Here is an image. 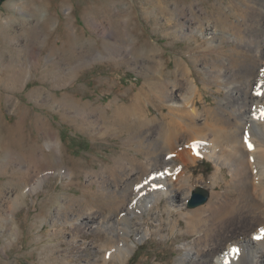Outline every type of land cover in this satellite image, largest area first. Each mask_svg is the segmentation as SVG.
I'll return each instance as SVG.
<instances>
[{
    "label": "bare ground",
    "instance_id": "bare-ground-1",
    "mask_svg": "<svg viewBox=\"0 0 264 264\" xmlns=\"http://www.w3.org/2000/svg\"><path fill=\"white\" fill-rule=\"evenodd\" d=\"M169 1H172L171 6ZM154 2L169 14L167 19L171 29L166 35L197 41L190 50L195 53H190L188 60L177 59L175 68L169 71L157 45L151 44L134 53L137 38L129 30L131 18L122 14L123 17L119 11L116 29L104 23L115 35L117 46L109 48L105 54L84 52L81 65L102 57L116 64L140 65L144 81L140 89L129 96V102L114 101L111 111L101 114L88 104L82 105L80 100L58 99L53 95L42 99L46 105L78 117L79 121L75 122L83 124L82 128L92 134L120 136L124 143L145 155L142 159L124 150L114 156L113 163L108 162L100 170L92 171L91 181L99 183L93 195L106 200L108 210L106 215L99 217L87 209L83 211L81 215L87 219L85 227L94 222L99 234L111 230L110 237L103 242L106 253L102 255V264H109L112 257L125 261L136 246L130 239L131 234H149V226L142 225L144 214L159 211L160 200L166 193H181L185 204L194 184H201L212 196L205 205H188L189 209L183 210L175 209L174 202H166L170 217L176 210L184 218L187 231L199 234L194 244L188 247L189 264H264V238H257L264 236L261 232L264 229V94H258L264 93V66L261 65L264 62V0H230L227 5L217 2L205 12L206 15H198L195 9L187 12L175 0ZM205 27L210 31L207 32L210 39L201 41L195 33L204 31ZM226 35L237 41L230 49L223 40ZM242 56L246 57V62H240ZM189 63L194 68L203 66L204 80L219 92L227 88L226 95L201 109L198 100L200 86ZM16 68L13 64L9 67L8 86L22 84L31 73L27 63H24V69H20L22 73ZM52 75L65 84L76 76L73 71H65L63 75L52 72ZM150 106L160 113L153 115ZM16 108H20L19 104ZM18 114L20 118L15 124L21 130L27 114ZM38 120L41 128L48 129L45 119L40 117L35 121ZM151 132L157 135H151ZM47 133L44 144L36 142L38 150L26 154L10 148L7 156L0 159L2 170H8L13 161H19L16 171L23 175L16 191L11 190L5 196L0 192L6 201L0 219L10 222L12 237L20 231L15 212L27 193L36 191L43 177L50 172L74 173L64 164L60 138L53 132ZM249 142L254 143L251 149ZM190 144L192 146L188 147ZM6 145L0 144V150ZM170 154H173L172 159H169ZM47 155L52 157L51 161ZM202 158L213 159L216 163L209 182L204 176L194 180L192 175H187L189 166ZM27 163L33 165L31 182H28L31 168ZM225 165L231 167L232 180L223 192L219 187L221 180L225 179ZM114 182L115 187L111 188ZM157 184L161 187L155 189ZM142 191L146 192L141 195ZM145 199L147 205L143 202ZM116 210L122 213L121 216L111 217ZM170 221L173 229L180 224L177 217H171ZM11 242L9 239L8 243Z\"/></svg>",
    "mask_w": 264,
    "mask_h": 264
},
{
    "label": "rangeland",
    "instance_id": "rangeland-1",
    "mask_svg": "<svg viewBox=\"0 0 264 264\" xmlns=\"http://www.w3.org/2000/svg\"><path fill=\"white\" fill-rule=\"evenodd\" d=\"M154 1L4 0L0 4V144H7V150H0V159L7 156L10 148L27 152L26 154L38 150L37 145L45 143L48 131L60 138L64 164L74 170L72 175L50 172L43 177L36 191L30 190L27 193L24 202L17 206L15 212L20 230L18 235H14L16 237L10 236V222L0 219V264L104 263L102 255L106 250L103 242L110 237L111 230L106 229L99 234L94 227L96 223L90 222L85 227L87 219L81 215L87 209L99 217L106 215L105 211L108 210L106 200L93 195L99 183L91 181L92 171L100 170L108 162L113 163L114 156L124 150L142 159L145 155L124 143L120 136L101 137L92 134L82 128L83 124L78 125L75 122L79 121L78 117L53 108L50 104L46 105L42 99L53 95L58 99L68 97L70 101L80 100L82 105L88 104L101 114L111 111L114 101L129 102V96L138 91L144 81L140 65L137 68L127 63L116 64L104 57L81 65L86 52L99 51L105 54L109 48L117 46L115 35L104 23L116 29L119 11L121 15L131 18L129 30L137 38L134 53L141 48L150 47L151 44L157 45L166 70L169 71L175 68L177 59L183 57L188 60L190 53H195L190 50L197 41L195 38L166 35L167 30L171 29L167 19L169 14L163 12L161 6ZM175 1L181 8L184 6L187 12L195 9L198 15H206L205 12L212 9L214 3L222 2L227 5L230 0ZM169 5H172V1H169ZM104 28L107 30L104 31ZM207 32L210 31H206L205 27L204 31L195 34L204 41L210 39ZM226 36L223 40L230 49L237 41L231 35ZM239 43L244 44L240 40ZM245 59L242 56L240 62H246ZM24 63L28 64L31 73L22 84L8 86L10 65L13 64L20 71L24 69ZM261 65L264 66V62ZM191 67L200 86L198 100L201 109L211 106V101L221 100L226 95L227 88L219 92L214 85L204 80L203 66ZM65 71L78 74L66 84L52 75V72L63 75ZM16 104L20 106L19 111ZM150 107L153 115L160 113L154 106ZM18 112L27 114L21 130L15 124L20 118ZM40 117L48 122V129H42L39 120L37 124L35 120ZM152 134L157 135L156 132H151ZM191 146L192 144L188 145ZM170 155L168 157L172 159L173 154ZM47 158L52 160L50 155ZM19 164L15 160L8 170L0 169V192L5 193L4 196L11 190L16 191V186L23 180V175H18L16 171ZM27 164L31 168V175L28 177V182H31L33 165ZM215 169L216 163L213 159L202 158L189 166L187 175H192L194 180L198 176H204L209 182ZM223 175L225 179L218 186L220 191H225L228 182L232 180L229 165L223 167ZM190 182L193 180L190 179ZM114 184L115 182L110 187L114 188ZM198 186L202 185L195 183L193 191ZM4 196H0V213H3L6 206ZM211 197L210 194L208 200ZM146 199L143 200L145 205ZM183 199L181 193H166L160 200L161 209L158 212L155 210V213H145L141 219L143 227L149 226V234H131L130 239L136 244L132 252L125 261L112 257L109 264H189L186 253L199 234L187 231L184 218L176 210L171 217L179 218L180 224L173 229L166 209V202H174L175 209H189V200L184 204ZM208 200L201 205H205ZM118 211L111 217H120L122 213ZM123 213L126 214L125 211ZM257 225L258 222L255 226ZM8 238L12 239L11 243H8Z\"/></svg>",
    "mask_w": 264,
    "mask_h": 264
},
{
    "label": "water",
    "instance_id": "water-1",
    "mask_svg": "<svg viewBox=\"0 0 264 264\" xmlns=\"http://www.w3.org/2000/svg\"><path fill=\"white\" fill-rule=\"evenodd\" d=\"M209 198V193L208 191L203 188L202 186H198L194 191H193V197L190 199L188 205L189 206H198L203 203H205Z\"/></svg>",
    "mask_w": 264,
    "mask_h": 264
},
{
    "label": "snow or ice",
    "instance_id": "snow-or-ice-1",
    "mask_svg": "<svg viewBox=\"0 0 264 264\" xmlns=\"http://www.w3.org/2000/svg\"><path fill=\"white\" fill-rule=\"evenodd\" d=\"M258 94H264V93H258ZM262 115H264V114H262ZM248 146H249L250 149L253 148V145L250 142H249ZM261 232L264 233V229H262ZM257 238L258 239L259 238H264V236H260V237H257ZM233 251L235 252V251H238V250L237 249H233Z\"/></svg>",
    "mask_w": 264,
    "mask_h": 264
},
{
    "label": "trees",
    "instance_id": "trees-1",
    "mask_svg": "<svg viewBox=\"0 0 264 264\" xmlns=\"http://www.w3.org/2000/svg\"><path fill=\"white\" fill-rule=\"evenodd\" d=\"M4 0H0V4L3 3Z\"/></svg>",
    "mask_w": 264,
    "mask_h": 264
}]
</instances>
